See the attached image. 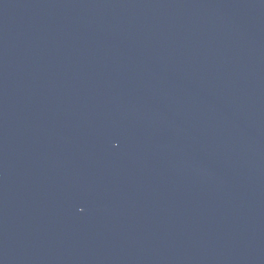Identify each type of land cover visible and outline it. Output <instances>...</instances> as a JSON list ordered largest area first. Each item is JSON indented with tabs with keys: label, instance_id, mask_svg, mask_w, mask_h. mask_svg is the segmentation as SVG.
I'll list each match as a JSON object with an SVG mask.
<instances>
[{
	"label": "water",
	"instance_id": "1",
	"mask_svg": "<svg viewBox=\"0 0 264 264\" xmlns=\"http://www.w3.org/2000/svg\"><path fill=\"white\" fill-rule=\"evenodd\" d=\"M0 264H264V0H0Z\"/></svg>",
	"mask_w": 264,
	"mask_h": 264
}]
</instances>
